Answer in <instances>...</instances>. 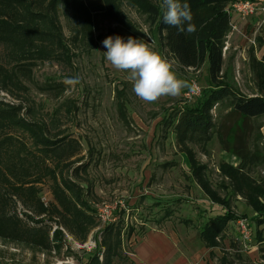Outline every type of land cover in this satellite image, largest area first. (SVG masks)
I'll return each mask as SVG.
<instances>
[{"label":"rangeland","instance_id":"rangeland-1","mask_svg":"<svg viewBox=\"0 0 264 264\" xmlns=\"http://www.w3.org/2000/svg\"><path fill=\"white\" fill-rule=\"evenodd\" d=\"M113 8L123 15L122 21L115 20L114 12V16L107 12L96 15L93 39L89 42L72 38L71 19L63 10L60 22L71 51L69 60L30 64L26 66V76L21 77L29 90L28 103H24L35 109L37 119L47 123L51 134H62L81 145L79 163L66 176H71L72 169L81 168L77 181L100 218V228L91 233L85 244L63 231L57 249L51 252L0 238V264H102L105 249L101 230L113 224L122 230V259H116L114 264H141L138 249L149 233L165 230L176 236L181 248H199L201 229L222 212L193 179L190 156L174 133L175 118L210 89L209 64L199 70L182 68L137 2L133 5L129 0H120ZM259 14L232 18V33L224 54L222 81L225 79L246 96L257 90L252 59L261 60L264 53L259 45L264 35V14ZM254 21L258 25L252 31L247 25ZM110 35L125 40L132 36L148 44L173 61L178 78L191 86L177 97H161L154 103L142 101L133 92L128 73L115 69L106 59L107 49L102 41ZM75 74L81 77L79 84H64L65 78ZM0 99L13 101L2 91ZM212 113L216 131L223 134L228 149H224L217 136L205 149L191 143L187 146L194 161L207 168L213 188L221 198L230 196L226 194L227 181L220 175L219 166L224 162L238 166L235 150L241 148L257 152L260 166L252 175L264 182V117L246 120L229 115L228 111ZM41 189L43 201L48 204L52 200L48 185ZM22 210L18 205V211ZM105 210L112 211L114 222L102 219ZM232 210L249 220L252 243H242L237 222H233L229 231L233 241L224 244L225 253L224 249L211 251L206 264H222L224 257L228 264H264V245L260 252L253 247L259 241L256 214L243 199H232ZM169 211L172 215L167 219Z\"/></svg>","mask_w":264,"mask_h":264},{"label":"trees","instance_id":"trees-1","mask_svg":"<svg viewBox=\"0 0 264 264\" xmlns=\"http://www.w3.org/2000/svg\"><path fill=\"white\" fill-rule=\"evenodd\" d=\"M119 1L0 0V91L13 99L11 102L0 99V238L3 240L51 252L57 249L63 231L85 244L91 233L100 228V218L77 181L81 168L72 169L71 176H66L79 163L81 145L62 134H51L47 123L37 119L35 109L26 106L29 90L21 77L26 76L29 71L26 66L30 64L69 60L71 51L60 22L63 10L71 19L72 38L89 42L93 39L96 15L111 16L114 12L115 20L122 21L123 15L113 8ZM129 1L143 8L165 48L182 68L199 70L209 64L210 89L175 118L174 126V133L179 135L192 161L193 179L211 203L222 208L201 229V241L207 249H224L225 253L224 239L230 223L246 219L232 210V199L241 197L256 214L257 237L259 242H264V229L260 230L264 226V182L252 175L260 166L258 154L241 148L235 150L240 159L238 166L225 162L219 166L220 175L227 181L224 182L226 194L230 193L229 197L221 198L208 179L207 168L194 161L187 146L191 143L205 149L217 136L224 149H228L223 134L216 131L213 110L220 114L228 111L229 115L246 120L264 117V54L261 60L252 59L257 90L251 96L244 95L225 79L222 81L224 49L232 33L227 9L241 0H180L190 5L196 27L192 33H180L163 23V0ZM46 184L52 197L48 204L43 201L41 189ZM18 205L23 208L21 213ZM168 213L171 214L167 219L172 215L171 211ZM101 231L105 249L102 264H114L116 259H122V230L113 224ZM221 261L228 264L226 257Z\"/></svg>","mask_w":264,"mask_h":264},{"label":"clouds","instance_id":"clouds-1","mask_svg":"<svg viewBox=\"0 0 264 264\" xmlns=\"http://www.w3.org/2000/svg\"><path fill=\"white\" fill-rule=\"evenodd\" d=\"M165 8L163 23L175 27L178 32L192 33L196 31L192 23L193 16L190 5L180 0H163ZM186 25V27H185ZM106 59L117 70L126 71L127 79L133 84L135 95L147 103H154L161 97H177L191 85L178 78L173 70L174 62L162 57L148 44L132 36H108L103 41ZM64 84L75 87L81 82L79 74L64 79Z\"/></svg>","mask_w":264,"mask_h":264},{"label":"crops","instance_id":"crops-1","mask_svg":"<svg viewBox=\"0 0 264 264\" xmlns=\"http://www.w3.org/2000/svg\"><path fill=\"white\" fill-rule=\"evenodd\" d=\"M258 1L264 2V0H258ZM256 22L257 21H254V24L249 23V25H247V28L250 27V30L254 31L256 29L255 28L256 25H258V22L257 24ZM259 45L262 46L264 52V35L262 36ZM239 163H240V159H239ZM235 199H242V198L237 197ZM232 223L233 222L230 223L228 230L225 233L224 244H226L227 242L231 243L233 241V238H230L231 235L229 234ZM262 229H264V226L260 228V230ZM175 237L165 230L156 233L155 232L149 233L146 236L144 243L140 245L141 247L138 249V256L141 264H206L205 260L206 258H208L209 253L211 251L218 250V249H214V250L207 249L204 246L203 242L201 241L200 235H199V239L200 242L202 243V247L183 249L179 246L178 244L179 241H176ZM262 239H264V233ZM259 241L253 247L260 252L261 250L259 248H261L264 245V242H259Z\"/></svg>","mask_w":264,"mask_h":264},{"label":"built area","instance_id":"built-area-1","mask_svg":"<svg viewBox=\"0 0 264 264\" xmlns=\"http://www.w3.org/2000/svg\"><path fill=\"white\" fill-rule=\"evenodd\" d=\"M227 13L232 19L235 16H241L242 18H251L259 13L264 14V2L256 0H241L231 4ZM227 48L224 49L226 54ZM102 219L107 222H114L112 211L105 210L102 214ZM237 227L240 233V239L243 244L250 245L253 239V232L250 227L248 219L241 218L237 221Z\"/></svg>","mask_w":264,"mask_h":264}]
</instances>
